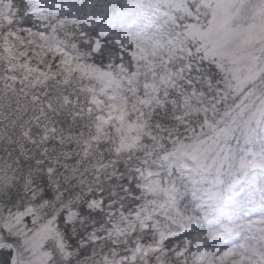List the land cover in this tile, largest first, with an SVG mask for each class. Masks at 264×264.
Segmentation results:
<instances>
[{
  "label": "snow or ice",
  "instance_id": "snow-or-ice-1",
  "mask_svg": "<svg viewBox=\"0 0 264 264\" xmlns=\"http://www.w3.org/2000/svg\"><path fill=\"white\" fill-rule=\"evenodd\" d=\"M0 264H264V0H0Z\"/></svg>",
  "mask_w": 264,
  "mask_h": 264
}]
</instances>
